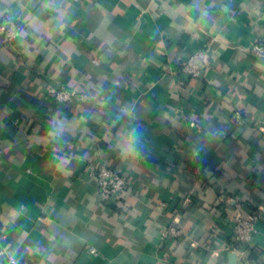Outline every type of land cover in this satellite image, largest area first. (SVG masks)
<instances>
[{
  "label": "crops",
  "instance_id": "crops-1",
  "mask_svg": "<svg viewBox=\"0 0 264 264\" xmlns=\"http://www.w3.org/2000/svg\"><path fill=\"white\" fill-rule=\"evenodd\" d=\"M11 22L0 264H264V56L249 50L264 0H0ZM208 46L215 67L183 80L180 61ZM60 88L76 100L58 109ZM100 165L126 177L114 205L90 175ZM257 210L255 247L225 251L234 214ZM173 220L184 235L162 244Z\"/></svg>",
  "mask_w": 264,
  "mask_h": 264
},
{
  "label": "built area",
  "instance_id": "built-area-1",
  "mask_svg": "<svg viewBox=\"0 0 264 264\" xmlns=\"http://www.w3.org/2000/svg\"><path fill=\"white\" fill-rule=\"evenodd\" d=\"M23 32V26L16 22H11L6 27L0 28V34L8 43L16 41ZM250 53L255 57L264 56V42L253 41L250 45ZM215 58L210 46L195 50L186 55L179 63L177 72L183 80L199 79L204 73L215 67ZM76 100L74 90L68 88H60L53 91L51 94V107L64 108L69 106ZM230 121L233 126H243L245 122L244 114L241 110H234L230 116ZM192 125L199 128L200 123L194 122ZM90 175L93 179L95 188L101 199L113 204L118 198L125 193L127 188V180L118 170L108 166L100 165L91 168ZM261 213L259 210L253 211L249 216L236 212L232 218V234L226 243L225 251L234 252L244 257L255 246L254 240L257 234V223L259 222ZM178 222L173 220L166 224L160 231V242L163 244L171 241H177L183 237V230L178 226ZM90 252L97 255V250L91 246ZM3 254V252H1ZM12 263L16 261L11 259Z\"/></svg>",
  "mask_w": 264,
  "mask_h": 264
}]
</instances>
